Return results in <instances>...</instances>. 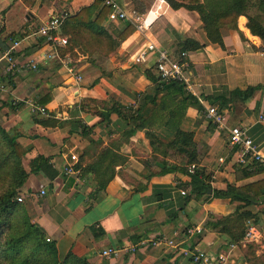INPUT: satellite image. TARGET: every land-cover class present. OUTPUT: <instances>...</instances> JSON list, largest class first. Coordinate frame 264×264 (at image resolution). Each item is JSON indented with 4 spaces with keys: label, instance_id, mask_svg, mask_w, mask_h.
<instances>
[{
    "label": "crops",
    "instance_id": "1",
    "mask_svg": "<svg viewBox=\"0 0 264 264\" xmlns=\"http://www.w3.org/2000/svg\"><path fill=\"white\" fill-rule=\"evenodd\" d=\"M95 1L0 0V123L18 135L17 143L26 152L22 164L28 177L19 190L26 213L55 243L61 259L71 253L89 264H193L177 250L150 245L117 258H104L101 252L157 237L181 242L186 230L197 226L202 234L183 246L217 254L229 238L206 224L231 215L241 203L204 202L203 195L191 193L189 176L159 174L164 162L174 164V151L154 150L146 135L163 145L175 140L177 130L192 135L195 172L212 189L241 188L264 180V172L240 176L241 170L255 164L238 165L227 133L205 119L207 107H218L228 124L245 129L264 153V44L251 35L243 16L237 19L236 29L222 30V48L206 39L194 12L172 10L165 0H118L128 14L145 20L146 37L171 55H178V38L204 45L200 51L188 52L191 93L170 89L155 95V87L143 76L154 66V56L143 65L133 64L146 45L143 36L134 31L121 40L127 23H111L106 17L95 45H89L86 36L76 37L81 32L73 23L58 31L68 40V47L58 49L59 58L74 64L82 77L76 83L59 60H42L50 49L35 33L50 17L67 14L70 20ZM100 10L101 6L92 11L90 22ZM35 62L37 71L32 72L27 65ZM249 87L255 91L244 102L233 101L222 108L216 101ZM189 96L197 99V106L184 100ZM38 108H45L47 115H40ZM123 110L139 118L137 129L123 119L127 116ZM107 115L109 124L104 120ZM71 155L81 166L78 182L63 173L66 165L76 164ZM37 158L47 159L48 164L31 172L27 164ZM87 168L94 170L82 171ZM97 180L108 181L104 190L98 191ZM243 211L256 215L264 229V198ZM249 247L264 260V232L259 243L239 246L228 264H251Z\"/></svg>",
    "mask_w": 264,
    "mask_h": 264
},
{
    "label": "trees",
    "instance_id": "2",
    "mask_svg": "<svg viewBox=\"0 0 264 264\" xmlns=\"http://www.w3.org/2000/svg\"><path fill=\"white\" fill-rule=\"evenodd\" d=\"M165 1L172 10L185 9L196 13L202 24L206 39L212 44H217L223 48L222 30L236 29L237 19L242 16L248 20L247 29L251 35L257 37L264 44V0ZM99 6H101V10L98 16L94 22H90L92 11L98 9ZM251 10L255 12L254 16L250 15ZM108 12V9L103 7L99 1H95L90 7L81 9L74 18L69 20V16H67L64 19L61 29L67 23H73L81 32L76 37H79V34L82 37L86 36L89 45H95L99 42V38L102 37L99 31L100 23L104 17L107 18ZM84 17H89V20L83 23L81 20ZM77 25L85 26L78 27ZM134 31L133 26L127 23L121 31L119 38L125 40ZM104 39L106 41L109 40L106 36H104ZM176 46L178 54L183 52L193 53L204 48V45L198 42L193 40L181 41L179 38ZM143 76L155 87V95L162 90L169 91L170 89H174L183 95L184 87L182 85L178 83H161L153 67L145 70ZM254 91V88L251 87L245 91L234 90L230 93L229 98H218L216 101L220 104V107L224 108L233 101L244 102L248 100ZM150 98L153 102L152 97ZM184 100H191L193 106L198 105L197 99L191 96L184 98ZM123 111L127 113V116L124 115L123 119L128 122L129 126L133 125L137 129L139 126V118L131 113V110ZM114 113L121 116V111L119 110H114ZM108 116L104 119L106 124L110 122ZM42 124L45 123L42 122ZM146 136L150 146L154 150L159 149L166 154L169 151H174L171 155L174 164L164 162L165 167L160 170L159 174L178 172L189 176L191 178L189 184L191 186V193L195 196L203 195L205 197L204 202L209 199H230L231 202L236 201L241 203L231 215L208 222L206 224L208 228L219 234L226 235L229 238V242H238L244 235L247 222L258 223L259 219L256 215L243 211V209L253 203H258L264 198V180L241 188L227 185L225 190L212 189L209 184L204 182V176L202 174L195 172L190 175L188 173V166L197 164L196 146L193 142L192 135L177 130L175 140L169 145L161 144L150 134ZM17 137L18 135L12 131L3 129L0 123V264H89L71 253H68L62 259L59 258L55 243L46 239L40 229L31 222L24 206L16 202V196L19 194V190L23 187L28 177L22 164L26 152L17 143ZM75 163L73 165L74 169L79 170L81 166L77 165V159ZM47 164V159L37 158L27 165L31 172H37L42 170V167ZM93 170L92 168H87L82 171L89 173ZM263 172L264 165L255 164L251 168L241 170L240 176L242 178H249ZM97 183L98 191H102L108 181L102 182L97 180ZM249 254L251 256V259H249L251 264H264L263 259L254 256L253 247H249Z\"/></svg>",
    "mask_w": 264,
    "mask_h": 264
},
{
    "label": "built area",
    "instance_id": "3",
    "mask_svg": "<svg viewBox=\"0 0 264 264\" xmlns=\"http://www.w3.org/2000/svg\"><path fill=\"white\" fill-rule=\"evenodd\" d=\"M101 5L108 9L107 21L111 23H128L133 26L135 32L143 36L146 41L145 47L139 51L133 58L134 65L145 64L153 55L155 58L154 71L161 83H178L184 87V90L191 93V85L188 76L189 61L188 53L183 52L177 56L171 55L168 51L160 48L154 42L146 37V32L149 30V25L145 23L136 13L131 15L127 13L122 4L118 0H98ZM67 14L62 16L50 17L37 31L38 38L43 39L44 43L49 47L50 51L42 55V60L53 61L59 60L62 66L67 70L70 78L74 79L76 83L82 82V77L78 74L74 64L65 58L60 60L58 49L66 48L68 41L62 38L58 31H60L64 19ZM38 63H30L27 65L32 72L37 71ZM37 112L40 115H47L45 108H38ZM205 119L213 125L216 129L226 132V140L228 145L236 150L237 164L240 166H249L250 164L264 165V153L257 145L249 138L246 130L238 126H230L228 120L221 109L216 106L206 108ZM71 161H76L75 156H71ZM196 165L188 166V173L194 174ZM63 173L65 175L75 176L77 182L79 181L80 172L75 170L74 166L68 164L64 167ZM40 196L45 195V191H40ZM180 194L185 196L186 193L181 191ZM24 201L23 196L16 198L17 203ZM203 229L199 226L189 228L185 232L184 239L181 242H176L173 239L165 237H157L152 240H142L134 245H129L121 248H110L101 252L104 258H117L120 255H127L137 252L140 248L150 245L154 248H169L180 252L181 256L188 258L193 264H228L234 257L235 250L240 246L245 248L249 244L259 243L264 229L258 224L247 222L244 235L238 242H228L222 250L217 254H209L197 248L190 246L184 247L189 240L200 236Z\"/></svg>",
    "mask_w": 264,
    "mask_h": 264
},
{
    "label": "rangeland",
    "instance_id": "4",
    "mask_svg": "<svg viewBox=\"0 0 264 264\" xmlns=\"http://www.w3.org/2000/svg\"><path fill=\"white\" fill-rule=\"evenodd\" d=\"M254 14H255V12H254L253 10H251V11H250V15L254 16ZM67 47H68V45H67ZM19 196H20V195L18 194V195L16 196V198L19 197ZM20 204L23 205V204H24V201H23L22 203H20ZM27 215H28V213H27ZM29 217H30V216H29ZM30 219H31V218H30Z\"/></svg>",
    "mask_w": 264,
    "mask_h": 264
},
{
    "label": "water",
    "instance_id": "5",
    "mask_svg": "<svg viewBox=\"0 0 264 264\" xmlns=\"http://www.w3.org/2000/svg\"><path fill=\"white\" fill-rule=\"evenodd\" d=\"M159 167H163L162 165H159ZM209 193H210V191H209Z\"/></svg>",
    "mask_w": 264,
    "mask_h": 264
}]
</instances>
